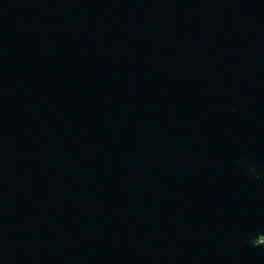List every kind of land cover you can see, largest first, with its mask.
<instances>
[{
	"label": "water",
	"instance_id": "1",
	"mask_svg": "<svg viewBox=\"0 0 264 264\" xmlns=\"http://www.w3.org/2000/svg\"><path fill=\"white\" fill-rule=\"evenodd\" d=\"M0 264H264V0H0Z\"/></svg>",
	"mask_w": 264,
	"mask_h": 264
}]
</instances>
